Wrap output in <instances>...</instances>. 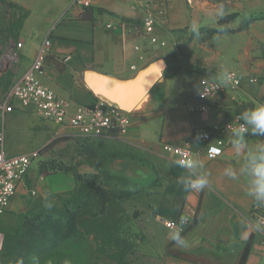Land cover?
<instances>
[{
    "label": "crops",
    "instance_id": "1",
    "mask_svg": "<svg viewBox=\"0 0 264 264\" xmlns=\"http://www.w3.org/2000/svg\"><path fill=\"white\" fill-rule=\"evenodd\" d=\"M8 1L28 12L18 36L21 46L13 83L31 66L47 37L50 45L38 79L72 107L99 100L84 81L85 71H91L93 83L98 84L99 76L125 80L156 60L165 65L144 96L124 109L130 124L122 137L113 132L75 135L16 100L11 112L0 109L5 153L35 157L0 214V261L4 234L19 224L34 202L39 208V201L73 193L80 187L75 173L100 170L129 180L132 194L122 205L129 215L130 264H264V229L251 218L255 201L246 194V180L233 181L223 174L226 167L239 169L243 163L244 154L238 156L232 146V133L223 136L219 156L209 159L203 152L194 156L203 163L197 172L208 175L209 183L202 190H185L178 181L189 169L162 150L164 143L181 145L193 139L196 129L224 123L235 112L264 104V64L252 48L258 36L251 24L237 29L244 14L237 0H91L90 18L82 17L84 7L76 0ZM220 5L223 15L240 12L241 16L224 24V31H209L219 27ZM146 16L155 20V44L143 33ZM194 21L199 35H191ZM230 70L238 72L239 86L205 100L197 98L202 78L220 79ZM7 91L0 89V101ZM202 103L207 111L199 110ZM246 137L248 149L264 142V136ZM67 138L76 139L75 154L88 169L55 160ZM168 221L175 226L167 227ZM175 229L186 246L170 240Z\"/></svg>",
    "mask_w": 264,
    "mask_h": 264
},
{
    "label": "built area",
    "instance_id": "2",
    "mask_svg": "<svg viewBox=\"0 0 264 264\" xmlns=\"http://www.w3.org/2000/svg\"><path fill=\"white\" fill-rule=\"evenodd\" d=\"M76 3L86 7L90 6L91 0H76ZM154 23L155 20L152 16H146L143 21V33L153 44L157 43V38L152 35ZM107 26L110 27L111 24H107ZM49 45L50 41L47 37L40 44L31 66L19 80L10 86L0 101V109L11 112L13 110L12 102L16 100L24 108H30L37 116L51 121L75 135L91 137L113 132L118 137L124 136L130 124V117L124 109L101 99L92 105L76 104L72 107L69 101L40 82L38 74L42 71ZM20 46L19 42L17 47ZM226 73L231 77L228 84L223 83L224 75L220 79L202 78L197 98L205 100L226 88L239 86L241 80L238 72L230 70ZM199 110L207 111V104L202 103ZM240 114V112H235L224 123L194 130L193 139L187 140L181 145L164 143L162 150L176 162L194 160V156L200 152H203L209 159L215 158L222 153L223 136L232 133V129L240 128L244 124L240 119ZM3 143L4 128L0 127V214L7 209L10 200L16 194L18 184L24 181L35 158L34 155L27 154L9 156L4 151ZM196 143L202 145L201 149L194 146ZM30 193L34 194L35 191L30 190ZM250 215L252 220L264 229V205L255 201ZM165 225L171 228L175 226V223L168 221Z\"/></svg>",
    "mask_w": 264,
    "mask_h": 264
},
{
    "label": "rangeland",
    "instance_id": "3",
    "mask_svg": "<svg viewBox=\"0 0 264 264\" xmlns=\"http://www.w3.org/2000/svg\"><path fill=\"white\" fill-rule=\"evenodd\" d=\"M236 6L242 12L244 10L243 16L238 12L241 16L238 28L241 26L247 28L250 24L252 25L253 34L258 36L257 44H253L252 46L253 52L260 54L262 63L264 64V0H237ZM27 13L25 8L13 2L0 0L1 90H8L13 83L12 79L19 60V52L17 49L19 43L18 36ZM192 34L195 33L192 32ZM9 55L12 56L10 60L8 59ZM260 63L257 62L258 65ZM67 139H69L68 142H65L57 151L55 160L62 164L74 163L81 170L84 168L88 169L83 159L75 154L77 152L76 139ZM71 194H57L50 199L39 201V208H37V204L34 202L29 212L24 215L26 220L22 218L17 225L19 226L26 221L23 224L25 226V234L20 241L19 251L16 254L13 253L11 257H5L2 252L0 264H116L111 255L113 250H106L104 253H100L97 250L98 246L95 240V234L100 231H105L100 220L91 224L89 227V236L83 239H75L72 242L68 240L59 241L55 234L54 239H52L51 231L61 221L58 212H64L67 208L70 209L75 199H77L76 197H71ZM96 208L98 207L96 206ZM88 210V213L93 212L97 215H100L101 211H105L103 209H98L97 211L94 207ZM124 220L126 221L127 219L124 218ZM127 221L122 223L119 230L120 238L123 237L125 240L129 239L127 234L130 225ZM130 242L132 244V241ZM11 252H15L13 247L11 248ZM124 260L125 264H130L132 254H125Z\"/></svg>",
    "mask_w": 264,
    "mask_h": 264
},
{
    "label": "trees",
    "instance_id": "4",
    "mask_svg": "<svg viewBox=\"0 0 264 264\" xmlns=\"http://www.w3.org/2000/svg\"><path fill=\"white\" fill-rule=\"evenodd\" d=\"M93 11L94 8L90 6L84 7L82 17L90 18ZM97 11L100 12L103 9L97 8ZM238 16V12H231L221 16L217 21L219 27L210 29L209 31H224L222 26L235 20ZM242 28L241 26L237 29ZM75 176L80 181V187L71 194V197L73 196L77 199H75L70 209L67 208L64 212H58L61 221L51 231L52 239H54V234L57 235L59 241L68 240L72 242L75 239H83L89 236V227L91 224L100 220L105 231H100L95 234V240L98 246L97 250L100 253H104L106 250H113L111 255L115 263L125 264L124 256L127 253H133V246L130 244L129 239L125 240L123 237L120 238L119 230L122 223H125L129 219V215L122 205V201L129 198L132 194L131 188L127 187L129 180L100 170L91 174L75 173ZM93 207L97 211L98 209L105 211H101L100 215L93 212L88 213V209ZM61 212L63 213L61 214ZM124 218L127 220L125 221ZM24 220L26 219L24 218ZM24 223L4 234L2 252L5 257H11L13 253L16 254L19 251L20 241L25 234ZM12 247L15 252H11Z\"/></svg>",
    "mask_w": 264,
    "mask_h": 264
},
{
    "label": "clouds",
    "instance_id": "5",
    "mask_svg": "<svg viewBox=\"0 0 264 264\" xmlns=\"http://www.w3.org/2000/svg\"><path fill=\"white\" fill-rule=\"evenodd\" d=\"M216 14L223 16V5L218 7ZM190 31L199 35V25L195 21L190 25ZM230 80L231 77L225 73L223 83L228 84ZM240 119L244 124L240 128L232 129V146L238 156L244 154L243 163L239 169L232 166L226 167L223 174L233 181H238L243 177L247 183L246 194L258 204L264 205V142L254 149H248L246 137V134L254 137L264 136V104L245 110L240 114ZM176 163L189 169L188 174L178 181L185 190H202L208 185V175L204 172H197V169L203 168L202 162L188 160ZM169 238L179 246H186V241L178 229L171 231Z\"/></svg>",
    "mask_w": 264,
    "mask_h": 264
},
{
    "label": "water",
    "instance_id": "6",
    "mask_svg": "<svg viewBox=\"0 0 264 264\" xmlns=\"http://www.w3.org/2000/svg\"><path fill=\"white\" fill-rule=\"evenodd\" d=\"M163 60H156L140 69L129 79L99 76L102 83L94 84L92 72H84V81L100 96L99 99L125 109L136 104L148 91L164 68ZM1 71V70H0Z\"/></svg>",
    "mask_w": 264,
    "mask_h": 264
}]
</instances>
